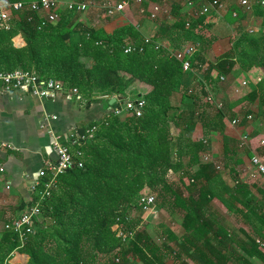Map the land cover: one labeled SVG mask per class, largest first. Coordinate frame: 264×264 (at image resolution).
<instances>
[{"label": "trees", "instance_id": "obj_1", "mask_svg": "<svg viewBox=\"0 0 264 264\" xmlns=\"http://www.w3.org/2000/svg\"><path fill=\"white\" fill-rule=\"evenodd\" d=\"M179 8H173L174 26L193 30L205 24L203 14L186 19ZM77 15L67 8L52 23L27 7L12 11L10 27L0 24V72L18 68L36 72L63 81L66 88H77L89 100L93 95L114 93L125 98L126 89L139 82L151 89L142 96L146 103L141 116L110 112L88 125H97L94 137L75 147L83 151L79 158L84 166L54 179L42 200L35 233L24 243L6 230L4 242L9 245L0 246V264H21L10 262L14 250L30 256L26 264L264 263V188H258L259 199L252 190L258 180L244 179L234 166L243 159L236 158L238 141L226 133V127L236 112L218 109L210 99L212 88L224 83L221 76H229L239 64L252 79L246 99H259L264 107V30L243 34L228 52L201 66L205 79L199 87L179 89L184 70L172 54L164 55L163 49L152 44L125 52L120 35L95 28L73 41ZM19 33L25 45L14 44ZM196 62L206 63L198 50L192 67H198ZM175 93L181 98L178 103ZM172 126L181 131L178 137ZM214 135L223 143L222 170L212 156ZM260 152L264 157V150ZM205 154L213 159L204 161ZM183 156L189 157L186 164ZM171 170L177 172L176 179L170 176ZM49 179L46 176L43 182ZM43 190L41 183L29 205L39 200ZM144 194L171 199L169 204L180 217L179 227L172 219L156 225L160 242L134 215ZM215 199L235 208L251 229H232L214 206ZM119 231L128 236L124 238Z\"/></svg>", "mask_w": 264, "mask_h": 264}, {"label": "crops", "instance_id": "obj_2", "mask_svg": "<svg viewBox=\"0 0 264 264\" xmlns=\"http://www.w3.org/2000/svg\"><path fill=\"white\" fill-rule=\"evenodd\" d=\"M2 1L0 0V3ZM69 1L72 0H59V15L67 11L66 4ZM95 1L98 7H91L86 12H76L78 15L74 25L77 27L72 32L73 41L79 40L85 30L95 28L108 35H120L125 44L133 47L152 44L157 50L163 49L164 55H171L182 47L193 44L204 55L206 63L196 62L198 67L183 71L179 80V89L199 87L204 82L205 73L202 68H205L207 63L214 62L217 57L228 52L243 34L264 30V3L260 4L259 0H251L254 4L252 11H247L238 0H220L223 8L212 6L213 0H145L143 4L133 1L123 11L113 16L106 14L103 5L117 0ZM153 4L163 5L169 13L161 14L157 20H152L147 10H150ZM175 6H180V14L185 15L186 19L198 18L203 14L206 17L205 24L193 30L174 26L175 16L172 13ZM36 13L45 19L48 10H39ZM14 16L19 17L18 13ZM145 39H149L150 43H146ZM13 41L16 46L26 44L22 33L14 37ZM87 61L90 63V60L87 59ZM221 77H224V80L221 79L224 83L216 84L211 90V95L215 102L222 103L224 108H230L236 112L227 121L226 133L237 139L240 151L244 146H241L243 135L249 134L250 141L257 133V136H264L260 129L264 123V107L260 105L259 99L253 102L246 99L253 84L249 73L239 64L234 65L229 76ZM229 78H232V83H227ZM243 81H248V84L241 86ZM235 86L241 87V94L235 93ZM71 89L66 88L62 92H55L47 98H41L27 90H8L0 83V246L9 245L4 242V236L8 230L4 225L13 222L33 199L35 193L31 190V184L40 178L39 171L56 161L51 131L61 136L63 143L69 144L68 136L71 132H81L92 122L102 119L104 114L118 102L116 99L120 95L97 94L89 100L79 93H73ZM150 89L148 84L139 82L128 87L124 95L133 98L134 93L136 96L133 99L142 98ZM120 96L123 97V95ZM173 99L176 103L181 101L180 95L176 93ZM250 113L255 116L252 122H248L246 118ZM53 115H57L58 118L51 119L50 116ZM239 116L243 117L239 118ZM236 117L240 119L239 124L232 126L230 121ZM257 120L260 122L259 125L255 123ZM250 141L246 145L247 153L250 150L251 155H261L260 148L256 144L251 145ZM211 149L213 158L222 166V170L223 143L220 137L212 136ZM251 155L242 156V163L233 164L243 174L244 179L253 182L258 180V185L253 186L252 190L260 199L261 194L258 188L260 186L261 189L264 188V177L256 173L250 161ZM172 177L176 179L178 175ZM214 203L220 216L232 229H236L237 232L239 226L247 231L251 229L249 223L243 222L241 215L236 214L235 208L232 209L221 199H215ZM180 222H176L175 227H179ZM144 227L148 230V227ZM150 234L157 242H160L156 233L151 231ZM29 258L28 254L14 250L11 252L10 262L26 264ZM137 264L142 263L137 262Z\"/></svg>", "mask_w": 264, "mask_h": 264}, {"label": "built area", "instance_id": "obj_3", "mask_svg": "<svg viewBox=\"0 0 264 264\" xmlns=\"http://www.w3.org/2000/svg\"><path fill=\"white\" fill-rule=\"evenodd\" d=\"M136 2L138 4H143L145 0H117L110 1L103 5L108 16H113L118 12H121L125 7L131 3ZM239 4L243 6L247 11H252L253 2L251 0H238ZM260 4L264 3V0L258 1ZM68 10L72 13L76 12H86L91 7H98L95 0L87 1H69L66 4ZM212 6L215 8H223V4L220 0H213ZM29 8L34 11L48 10L45 20L49 22H56L58 19V12L56 11L59 7V0H29V1H16L12 2L10 0H3L0 3V24H4L6 28L10 27V19L12 11H19L24 8ZM144 11V10H143ZM149 17L152 20H157L161 14H168L169 10L160 4H153L150 10H147ZM234 15H237L234 13ZM149 39H145V42L150 43ZM125 52H130L135 50L130 44L124 45ZM197 51V47L193 44H188L181 49L174 52L172 55L181 61L182 68L184 71H189L192 68V57ZM224 80V77H221ZM0 83L8 90L23 91L27 90L33 95L41 98H47L55 92H62L66 89V85L63 81L51 78L41 77L36 72H29L23 69H15L13 71L0 72ZM248 81H243L241 86H246ZM73 93H78L77 88H72ZM234 91L236 94H241V87L235 86ZM210 99L217 106L218 109H223L222 103L215 102L214 97L211 95ZM120 102L119 107L110 108L103 117H108L110 112H114L116 115L122 114H135L136 116H141L143 114V107L146 103L144 98L133 99L130 97H125L121 99H116ZM112 110V111H111ZM47 117H45L46 119ZM51 119H57V115L50 116ZM248 122H252L255 118L253 113L246 116ZM240 119L234 118L230 121L232 126L239 124ZM97 129V125L87 127L84 132H71L68 136L69 144H65L61 141V136L56 135L51 131L53 136V149L56 156V161L47 165L46 168L39 171V179L34 180L31 184V190L36 193L38 186L42 183L44 185V190L40 193L39 200L28 205L21 214L11 223L5 224L4 227L8 230L13 231L18 235L21 243H24L30 234L35 233L36 224L42 215V200L49 195V188L52 186L54 179L65 171L74 167H83L84 162L81 158L83 156V151L81 149H75L76 146L83 144L86 139L93 138ZM250 141L249 134L243 135L241 138V146L247 145ZM261 144L264 145V138L261 140ZM213 158L210 154H205L203 157L204 161H211ZM251 164L255 167L258 174L264 177V157L260 154H252L250 157ZM218 168H220L218 166ZM50 176V179L43 182V178ZM157 196L155 194H144L139 199V207L145 214H155L157 213ZM115 228H119L116 224ZM119 235L126 238L128 235L119 231ZM120 259L116 258L118 262ZM264 264V263H263Z\"/></svg>", "mask_w": 264, "mask_h": 264}, {"label": "rangeland", "instance_id": "obj_4", "mask_svg": "<svg viewBox=\"0 0 264 264\" xmlns=\"http://www.w3.org/2000/svg\"><path fill=\"white\" fill-rule=\"evenodd\" d=\"M86 61H87V59H86ZM135 96H136V94L133 93L132 97L135 98ZM255 123L257 125L260 124V122L258 120L255 121ZM260 129L263 131V134H264V130H263L264 129V123H263V127L260 126ZM172 130H173L172 132H173L175 137H178L180 135L181 131L176 126H173ZM257 135H258V133H257ZM257 135H254L252 137V140L250 141V143H251V145L256 144V146L258 148H260L259 151L260 150L262 151V150H264V148H262V145H261V140H262L261 138H263L264 136H257ZM245 155L247 156L246 145L243 146V149H240V151L238 152V155L236 157L237 158L238 157L243 158V157H245ZM250 155H251V153L248 154V156H250ZM188 158H189L188 156H183L182 160L185 164L188 162ZM174 161H176V158H174ZM231 163L233 164V161H231ZM176 173H174L171 170L169 174L171 177L172 176L177 177ZM170 200L171 199H164L162 196H157V202H159L158 203L159 205L157 206V213L145 214L144 212H141L138 209L134 213V215L137 216L141 220L143 226L148 227V230L150 232L152 231V233L155 234L156 233L155 232L156 225H159L162 221L167 220V219H172V220H175L177 222L181 221L179 215L177 213L173 212L171 205L169 204ZM160 202H162V203L160 204Z\"/></svg>", "mask_w": 264, "mask_h": 264}, {"label": "water", "instance_id": "obj_5", "mask_svg": "<svg viewBox=\"0 0 264 264\" xmlns=\"http://www.w3.org/2000/svg\"><path fill=\"white\" fill-rule=\"evenodd\" d=\"M118 98H119V99H121V98H122V96H120V95H119V96H118Z\"/></svg>", "mask_w": 264, "mask_h": 264}]
</instances>
